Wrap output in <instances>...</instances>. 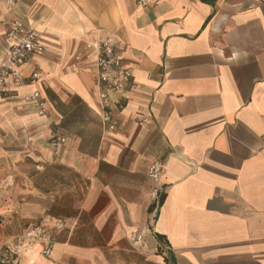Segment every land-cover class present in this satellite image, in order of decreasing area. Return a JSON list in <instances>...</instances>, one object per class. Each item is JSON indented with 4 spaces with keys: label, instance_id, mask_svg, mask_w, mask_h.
I'll list each match as a JSON object with an SVG mask.
<instances>
[{
    "label": "crops",
    "instance_id": "crops-1",
    "mask_svg": "<svg viewBox=\"0 0 264 264\" xmlns=\"http://www.w3.org/2000/svg\"><path fill=\"white\" fill-rule=\"evenodd\" d=\"M16 17L41 35L24 74L52 115L30 86L0 95V246L40 227L52 253L23 264H264V0H0V59ZM105 40L137 84L111 98L115 132L87 48Z\"/></svg>",
    "mask_w": 264,
    "mask_h": 264
},
{
    "label": "built area",
    "instance_id": "built-area-1",
    "mask_svg": "<svg viewBox=\"0 0 264 264\" xmlns=\"http://www.w3.org/2000/svg\"><path fill=\"white\" fill-rule=\"evenodd\" d=\"M152 1L137 0V5L139 8H148ZM19 2L20 0H3V5L8 10H14ZM6 40V52L0 59V95L8 97L17 88L30 86L32 92L24 97V103L34 108L39 116H48L51 108L40 88V75L36 71L24 74L28 59L42 54L45 50L40 33L27 27L22 19L16 17L6 32ZM87 48L93 50L96 57L95 73L101 124L105 132H115L119 121L112 113L111 98L116 97L115 104L121 105L119 96L135 92L137 84L133 80L131 68L123 62L110 41L87 44ZM134 121L139 126H144L149 123V118L134 116ZM65 143L66 138L58 132H54L49 138L51 148H58ZM162 171V164L153 162L148 167V177L157 181ZM54 243L53 238L44 229L35 227L0 247V264H23V259L31 255L49 258Z\"/></svg>",
    "mask_w": 264,
    "mask_h": 264
},
{
    "label": "rangeland",
    "instance_id": "rangeland-1",
    "mask_svg": "<svg viewBox=\"0 0 264 264\" xmlns=\"http://www.w3.org/2000/svg\"><path fill=\"white\" fill-rule=\"evenodd\" d=\"M26 105V104H25ZM28 106V105H27ZM52 110L50 111L49 115L47 117H50L52 114ZM54 132H51L50 135H48V143H49V138L50 136L53 134ZM61 134V133H60ZM62 136H64L66 138V136L64 134H62ZM50 146V145H49ZM2 166V163H0V167ZM9 177L5 178L3 176V173L0 171V198L3 199V192L6 191V188H12L14 187L15 183H16V178L15 180L13 178H11V180L9 181L10 183L8 184L7 181H8ZM21 177L18 178L17 180V183L19 184V181H20ZM8 190V189H7ZM17 235H15L13 238H11L9 241H6L4 244H8V243H11L13 241V239L16 237ZM3 244V245H4ZM2 245V246H3ZM1 247V246H0Z\"/></svg>",
    "mask_w": 264,
    "mask_h": 264
},
{
    "label": "trees",
    "instance_id": "trees-1",
    "mask_svg": "<svg viewBox=\"0 0 264 264\" xmlns=\"http://www.w3.org/2000/svg\"><path fill=\"white\" fill-rule=\"evenodd\" d=\"M159 204H160V206L162 205V201L161 200H160ZM151 209H153V206L151 207ZM159 240H161V238Z\"/></svg>",
    "mask_w": 264,
    "mask_h": 264
}]
</instances>
